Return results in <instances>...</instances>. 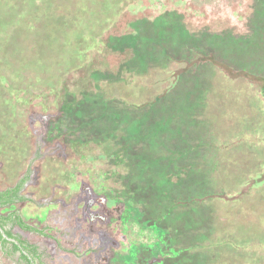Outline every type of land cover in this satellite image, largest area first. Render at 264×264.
Segmentation results:
<instances>
[{"label": "rangeland", "instance_id": "obj_1", "mask_svg": "<svg viewBox=\"0 0 264 264\" xmlns=\"http://www.w3.org/2000/svg\"><path fill=\"white\" fill-rule=\"evenodd\" d=\"M225 69L264 81V0H0V215L35 264H264V97Z\"/></svg>", "mask_w": 264, "mask_h": 264}, {"label": "trees", "instance_id": "obj_2", "mask_svg": "<svg viewBox=\"0 0 264 264\" xmlns=\"http://www.w3.org/2000/svg\"><path fill=\"white\" fill-rule=\"evenodd\" d=\"M214 64L216 66H218L217 63H214ZM225 72H226L227 76H229V78H231V79H235L238 77H244L250 81L256 82L259 86V89L261 91L262 96L264 97V81L263 80L253 78L251 76L245 75L244 73L233 72V71H230L227 69H225ZM26 179H27V177H24L14 187L0 191V206L1 207L9 205V204L17 203V202H23V201L27 200L24 196L20 195V190H21L23 184L25 183ZM8 222L16 225L17 227H19L20 229L25 230V231L35 232L38 234H42V232L40 230L34 228V227H31V226L25 224L22 221V219L17 215L16 212H11L6 216L0 215V227H2L4 229L5 234L9 238L15 239L16 242L18 243V245H17L16 243L7 241L6 239H4L2 237V235L0 233V248L2 250H4L5 248H7V246H10L12 252H20L21 259L28 262V255H36L37 256L36 247H34L33 245H27L20 238L12 235L10 233V231L5 228V225ZM19 245H21V246H19Z\"/></svg>", "mask_w": 264, "mask_h": 264}, {"label": "flooded vegetation", "instance_id": "obj_3", "mask_svg": "<svg viewBox=\"0 0 264 264\" xmlns=\"http://www.w3.org/2000/svg\"><path fill=\"white\" fill-rule=\"evenodd\" d=\"M13 239V238H12ZM15 240V239H14ZM16 241V240H15ZM16 244L18 245V243L16 242ZM19 246H21V245H19ZM17 253H19V255H20V252H17ZM35 260H37V256L36 255H28V262H26V263H28V264H35L34 262H35Z\"/></svg>", "mask_w": 264, "mask_h": 264}, {"label": "water", "instance_id": "obj_4", "mask_svg": "<svg viewBox=\"0 0 264 264\" xmlns=\"http://www.w3.org/2000/svg\"><path fill=\"white\" fill-rule=\"evenodd\" d=\"M0 233H1L2 237H3L4 239H6L7 241H9V242H13V243H16V241H15L14 239L9 238V237L5 234L4 229H3L2 227H0Z\"/></svg>", "mask_w": 264, "mask_h": 264}]
</instances>
